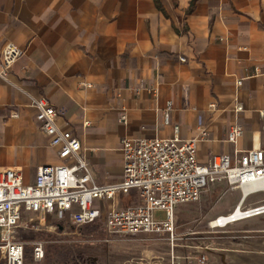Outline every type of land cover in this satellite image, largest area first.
<instances>
[{"label":"crops","instance_id":"0c3cea01","mask_svg":"<svg viewBox=\"0 0 264 264\" xmlns=\"http://www.w3.org/2000/svg\"><path fill=\"white\" fill-rule=\"evenodd\" d=\"M8 44L19 55L6 69L0 58V170L26 184L59 161L39 96L98 183L121 178L122 138L171 137L174 125L198 138L202 163L255 135L264 144V0H0V55ZM233 125L242 135L229 142Z\"/></svg>","mask_w":264,"mask_h":264},{"label":"built area","instance_id":"2783aa9c","mask_svg":"<svg viewBox=\"0 0 264 264\" xmlns=\"http://www.w3.org/2000/svg\"><path fill=\"white\" fill-rule=\"evenodd\" d=\"M18 55L13 44L6 45L0 55L3 69ZM33 106L35 119L59 161L39 166L31 184L24 183L13 168L0 170V264H24L25 243L14 233L21 228L40 230L49 219L75 228L100 222L109 236L173 238L176 208L199 201L215 184L239 189L241 195L225 214L226 220L221 224L217 216L213 227L264 213V200L245 204L251 194L264 192V144L257 135L249 149L236 150L232 155L214 154L205 163L197 158L198 138H182L177 125L171 137H124L120 141L121 178L98 183L80 155V140L67 122H59L60 110L45 96L33 99ZM169 110L170 104L163 113L165 124L170 121ZM260 115L264 116V110ZM241 135V127L233 125L226 139L235 142ZM120 195L132 196L136 202L122 205ZM155 209H164L166 218L155 219ZM237 209L240 214L235 218ZM44 254L43 242L33 241V259L39 261Z\"/></svg>","mask_w":264,"mask_h":264},{"label":"rangeland","instance_id":"374dc122","mask_svg":"<svg viewBox=\"0 0 264 264\" xmlns=\"http://www.w3.org/2000/svg\"><path fill=\"white\" fill-rule=\"evenodd\" d=\"M239 189L212 185L199 201L175 210L174 237H117L107 235L100 222L82 231L67 222L49 219L40 230L17 229L14 237L29 249L26 264H44L32 257V242L42 241L54 255L51 264H264V213L224 227L210 222L229 213L240 197ZM120 203L128 202L120 195ZM264 200V192L251 194L245 203ZM165 219L164 209L154 210ZM101 230L103 233H100Z\"/></svg>","mask_w":264,"mask_h":264},{"label":"trees","instance_id":"16d2710c","mask_svg":"<svg viewBox=\"0 0 264 264\" xmlns=\"http://www.w3.org/2000/svg\"><path fill=\"white\" fill-rule=\"evenodd\" d=\"M194 1V0H193ZM99 222H92V223H89V224H86L84 226H81L79 228V230H82V231H91L93 230V228L95 227V225H97ZM100 233H103V231L101 230ZM29 256V249L27 246H25V259L28 258ZM54 255L51 254L50 250H49V246H45V254H44V264H51L52 261L54 260ZM26 264V262L24 263Z\"/></svg>","mask_w":264,"mask_h":264},{"label":"bare ground","instance_id":"6f19581e","mask_svg":"<svg viewBox=\"0 0 264 264\" xmlns=\"http://www.w3.org/2000/svg\"><path fill=\"white\" fill-rule=\"evenodd\" d=\"M239 214H240V209H237V210L235 211V213L233 214V216L236 218ZM217 216L219 217V220H220V223H221V224H222L223 221L226 220L225 214H219V215H217ZM217 216H216V217H217ZM216 217H215V218H216ZM210 224H211L212 226H215V225L217 224V220H216V219L212 220V221L210 222Z\"/></svg>","mask_w":264,"mask_h":264},{"label":"water","instance_id":"95a60500","mask_svg":"<svg viewBox=\"0 0 264 264\" xmlns=\"http://www.w3.org/2000/svg\"><path fill=\"white\" fill-rule=\"evenodd\" d=\"M59 227L61 228L62 226L59 224Z\"/></svg>","mask_w":264,"mask_h":264}]
</instances>
